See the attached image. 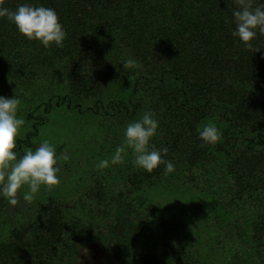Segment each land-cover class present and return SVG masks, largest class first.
I'll return each instance as SVG.
<instances>
[{
  "label": "trees",
  "instance_id": "trees-1",
  "mask_svg": "<svg viewBox=\"0 0 264 264\" xmlns=\"http://www.w3.org/2000/svg\"><path fill=\"white\" fill-rule=\"evenodd\" d=\"M3 3L51 8L67 35L45 47L0 18V96L16 95L25 121L18 159L48 141L60 180L31 203L27 188L16 206L0 194V264H76L87 245L118 264H264V36L255 53L232 35L235 0ZM146 111L158 121L149 147L167 148L175 170L148 173L131 150L98 169ZM205 124L216 144L200 139ZM160 186L187 196L166 216L137 199ZM148 224L164 235L143 238Z\"/></svg>",
  "mask_w": 264,
  "mask_h": 264
},
{
  "label": "clouds",
  "instance_id": "clouds-1",
  "mask_svg": "<svg viewBox=\"0 0 264 264\" xmlns=\"http://www.w3.org/2000/svg\"><path fill=\"white\" fill-rule=\"evenodd\" d=\"M237 8L233 10L235 31L232 35L238 37L249 50L259 52L253 41L257 35L264 36V5H257L255 0H235ZM0 18H7L14 23L18 31L29 40H38L45 47L53 44L62 46L66 39V32L55 10L44 6L22 4L16 10L4 6L0 0ZM136 61L128 59L124 69L134 68ZM21 100L15 95L13 98L0 96V194L12 206L19 203L18 194L22 189L23 200L31 203L41 186L49 190L59 185V168L55 147L44 141L35 150L27 149L18 159L16 152L17 137L25 121L17 118ZM158 130L155 113L146 111L138 121L126 126L124 140L118 146L111 159H103L97 164L98 169H106L111 165L123 163L124 156L131 150L135 157V165L152 173L160 165H165L164 175L172 173L174 164L162 158L168 154V149L151 148L150 142ZM221 133L214 124H205L200 130V139L205 144H216ZM203 146V145H202ZM67 161V149L59 157Z\"/></svg>",
  "mask_w": 264,
  "mask_h": 264
},
{
  "label": "rangeland",
  "instance_id": "rangeland-1",
  "mask_svg": "<svg viewBox=\"0 0 264 264\" xmlns=\"http://www.w3.org/2000/svg\"><path fill=\"white\" fill-rule=\"evenodd\" d=\"M37 147H39L40 140L37 142ZM186 198L187 196L183 195L182 193L178 192L177 190L171 189V187L160 186L154 189H150L140 195H138L137 199L138 202L144 201H154L159 207L162 213V216H166L172 208H163L168 202L176 203V200L179 198ZM25 202L24 200L22 201ZM170 216H167V220ZM146 231L144 230L143 238H145L148 234H152L155 240H159L161 236L164 235V227L160 225H156L153 229L152 224L146 225ZM185 236V235H184ZM142 238V239H143ZM76 264H118L113 259L112 251L105 247H100L97 245H87L82 247L80 250V254Z\"/></svg>",
  "mask_w": 264,
  "mask_h": 264
}]
</instances>
